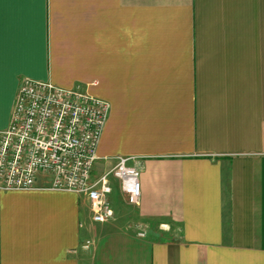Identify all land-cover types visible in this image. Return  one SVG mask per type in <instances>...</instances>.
I'll return each instance as SVG.
<instances>
[{
  "label": "crops",
  "instance_id": "1",
  "mask_svg": "<svg viewBox=\"0 0 264 264\" xmlns=\"http://www.w3.org/2000/svg\"><path fill=\"white\" fill-rule=\"evenodd\" d=\"M23 77L109 101L93 174L131 156L159 224L0 189V264H264V0H0V129Z\"/></svg>",
  "mask_w": 264,
  "mask_h": 264
},
{
  "label": "built area",
  "instance_id": "2",
  "mask_svg": "<svg viewBox=\"0 0 264 264\" xmlns=\"http://www.w3.org/2000/svg\"><path fill=\"white\" fill-rule=\"evenodd\" d=\"M109 109L108 100L81 85L23 77L9 122L0 129V189L73 191L87 197L94 221H106L114 216V177L126 202L138 203L139 169L131 156H117L111 168L93 174ZM40 174L47 176L43 183Z\"/></svg>",
  "mask_w": 264,
  "mask_h": 264
},
{
  "label": "rangeland",
  "instance_id": "3",
  "mask_svg": "<svg viewBox=\"0 0 264 264\" xmlns=\"http://www.w3.org/2000/svg\"><path fill=\"white\" fill-rule=\"evenodd\" d=\"M114 201H116V203H117L115 205L114 216L107 221H103L102 223H109L110 224L113 222V224H120L124 221L133 220L138 224L141 221H144V222H150V226H153V227L158 226L159 221H157L155 219H151V220L146 221L145 219L138 216L136 214V212L134 211V209L132 208L131 204H126L123 202L122 195L118 190H116V192H115ZM112 228H113V226H112ZM84 240H83V242L87 243V240L86 239H84Z\"/></svg>",
  "mask_w": 264,
  "mask_h": 264
}]
</instances>
